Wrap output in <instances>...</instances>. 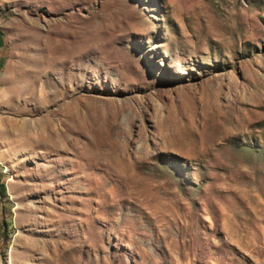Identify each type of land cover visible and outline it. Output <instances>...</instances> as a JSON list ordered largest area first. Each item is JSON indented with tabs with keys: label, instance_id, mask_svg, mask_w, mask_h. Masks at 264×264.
I'll use <instances>...</instances> for the list:
<instances>
[{
	"label": "rangeland",
	"instance_id": "rangeland-1",
	"mask_svg": "<svg viewBox=\"0 0 264 264\" xmlns=\"http://www.w3.org/2000/svg\"><path fill=\"white\" fill-rule=\"evenodd\" d=\"M0 264H264V0H0Z\"/></svg>",
	"mask_w": 264,
	"mask_h": 264
},
{
	"label": "trees",
	"instance_id": "trees-1",
	"mask_svg": "<svg viewBox=\"0 0 264 264\" xmlns=\"http://www.w3.org/2000/svg\"><path fill=\"white\" fill-rule=\"evenodd\" d=\"M4 185L1 183L0 184V192L4 195Z\"/></svg>",
	"mask_w": 264,
	"mask_h": 264
}]
</instances>
